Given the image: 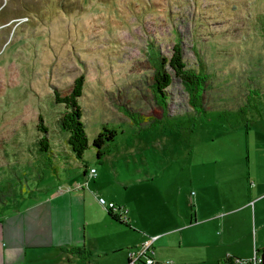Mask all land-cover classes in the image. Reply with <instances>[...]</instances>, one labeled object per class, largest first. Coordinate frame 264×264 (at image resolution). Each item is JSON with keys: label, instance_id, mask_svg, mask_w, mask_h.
<instances>
[{"label": "rangeland", "instance_id": "rangeland-1", "mask_svg": "<svg viewBox=\"0 0 264 264\" xmlns=\"http://www.w3.org/2000/svg\"><path fill=\"white\" fill-rule=\"evenodd\" d=\"M176 45L190 69L206 71V116L178 79L165 90L166 114L153 92L156 57L171 58ZM80 77L90 143L83 160L60 129L64 107L54 96ZM124 110L148 120L135 126ZM42 126L55 172L37 146ZM104 128L119 136L98 160L93 141ZM256 140H264V0H0V217L38 190L80 180L86 167L98 171L84 188L98 204L97 194L120 202L119 183L131 173H162L143 191L159 209L160 191L186 170L181 155L237 160L255 154Z\"/></svg>", "mask_w": 264, "mask_h": 264}, {"label": "crops", "instance_id": "crops-1", "mask_svg": "<svg viewBox=\"0 0 264 264\" xmlns=\"http://www.w3.org/2000/svg\"><path fill=\"white\" fill-rule=\"evenodd\" d=\"M258 142L254 155L248 152L237 160L198 152L181 155L186 170L160 191L159 209L145 204L143 191L156 185L162 173L151 179L148 172L127 175L119 183L120 202L108 201L128 209V226L114 221L97 197L84 190L91 168L80 180L59 179L53 189L38 190L4 212L11 216L0 217V262L129 264L130 252L146 242H152L159 264H222L264 255V140ZM101 224L105 230L99 234Z\"/></svg>", "mask_w": 264, "mask_h": 264}, {"label": "trees", "instance_id": "trees-1", "mask_svg": "<svg viewBox=\"0 0 264 264\" xmlns=\"http://www.w3.org/2000/svg\"><path fill=\"white\" fill-rule=\"evenodd\" d=\"M166 67H168V71L165 69ZM155 68V82L152 88L164 114H166L167 107V95L165 90L173 84L174 79H178L190 97L191 107L197 114L201 116L207 115V112L203 109V92L207 87L208 76L203 67L199 70H192L189 68V65L184 61L180 45L175 46L174 54L171 58L161 59L157 56ZM84 85V77H80L75 80L73 90L69 94L61 96L59 92L54 93L55 104L64 107L59 120L60 129L68 136L67 144L77 160H83L85 153L90 149L89 139L82 121L83 112L79 103V99L83 96ZM123 112L135 126H139L142 122L148 120V118H142L139 115L136 116L128 112V110H124ZM239 116L241 115L239 114ZM170 125L173 126L172 124ZM151 129H155V124ZM190 129V132L193 133L196 129V123H193ZM39 132L43 133L44 136L39 140L37 146L40 148L39 151L47 168L55 172L54 154L51 151V146L47 138L48 129L42 126ZM118 136L119 133L116 129L104 128L101 133H99L93 141V147L97 150L98 160L110 154L109 145L113 143ZM109 215L114 221L128 226L115 216ZM80 254H86L87 258H91V254L86 251L80 252Z\"/></svg>", "mask_w": 264, "mask_h": 264}, {"label": "built area", "instance_id": "built-area-1", "mask_svg": "<svg viewBox=\"0 0 264 264\" xmlns=\"http://www.w3.org/2000/svg\"><path fill=\"white\" fill-rule=\"evenodd\" d=\"M96 169H90V177L94 178L96 176ZM88 186V182H86ZM82 186H78L81 189ZM97 196L99 204L103 207L109 214L115 216L123 223H128V209L122 205H118L114 201H108L103 197ZM154 249L152 247V242H146L145 244L133 249L129 254V264H159L154 259ZM222 264H264V255L257 254L251 260H241L233 259L223 262Z\"/></svg>", "mask_w": 264, "mask_h": 264}, {"label": "bare ground", "instance_id": "bare-ground-1", "mask_svg": "<svg viewBox=\"0 0 264 264\" xmlns=\"http://www.w3.org/2000/svg\"><path fill=\"white\" fill-rule=\"evenodd\" d=\"M90 174V173H89ZM99 198V197H98Z\"/></svg>", "mask_w": 264, "mask_h": 264}]
</instances>
